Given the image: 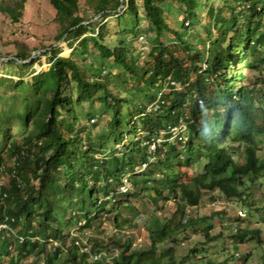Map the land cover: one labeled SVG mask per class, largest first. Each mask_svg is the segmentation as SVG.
Segmentation results:
<instances>
[{
  "label": "trees",
  "instance_id": "16d2710c",
  "mask_svg": "<svg viewBox=\"0 0 264 264\" xmlns=\"http://www.w3.org/2000/svg\"><path fill=\"white\" fill-rule=\"evenodd\" d=\"M25 2L1 0L0 12L16 24ZM49 2L59 26L54 39L66 40L71 52L45 50L49 65L36 71L32 49L14 41L6 55L13 58L3 64L15 66L10 72L19 78L0 77L2 95L17 92L0 97V264L30 255L56 264L68 224L89 229L112 214L119 226L120 209L129 224L140 202L157 206L170 197L177 200L172 215L150 217L147 251L127 253L128 241L114 240L113 257L102 240L85 252L75 239L68 255L72 264H164L161 256L172 264V247L157 256L156 243L195 222L187 215L204 192L244 201L242 178L252 182L264 172L257 147L264 139V0ZM82 2L92 16L81 14ZM139 10L151 33L145 50L91 20H130L122 32L136 37ZM127 181L131 187L122 190ZM249 234L259 230L231 238Z\"/></svg>",
  "mask_w": 264,
  "mask_h": 264
},
{
  "label": "rangeland",
  "instance_id": "374dc122",
  "mask_svg": "<svg viewBox=\"0 0 264 264\" xmlns=\"http://www.w3.org/2000/svg\"><path fill=\"white\" fill-rule=\"evenodd\" d=\"M25 1L22 17L16 24H12L8 16L0 12V77H9L13 83L19 77L16 73L10 71H14L16 67L9 63H3L13 58L12 56L6 57V55H12L15 52L14 41H23L32 49L30 58L35 59L33 69L36 71L46 70L49 65L48 57L42 54L45 50L60 49L59 54L62 56H67L71 52L66 40L54 39L59 26L53 20L55 11L49 0ZM136 2L141 3V0H136ZM208 3L216 5L218 0H209ZM80 11L81 14L86 12L89 16H92L88 2H82ZM116 11L121 13L119 9ZM141 14L142 12L139 10L135 28L139 29L140 33L136 37L130 32L127 34L122 32L123 28L130 27V20L123 23L121 19L117 20L116 15H110L102 19L99 14L94 15L91 20L96 22L97 28L104 24L106 30L111 34L118 33L125 38L126 43L145 50L151 41V38H149L151 33H146L143 30L146 20ZM168 21H170L173 28L179 26V22L174 17L168 19ZM184 24H187V20ZM141 35L147 38L145 41H148V44L146 42L144 44L139 39ZM14 59L16 58L14 57ZM245 74L247 75L246 83L250 84L249 77L253 72L247 70ZM30 77V74H25L23 79L28 81ZM20 92L23 95L24 89ZM2 93L9 99L17 92L12 93L9 90H2ZM3 95L0 92V97H3ZM114 147L119 149L117 154L121 153V146L115 145ZM152 147L153 145H151ZM257 147L259 157H264L263 138L257 142ZM142 168L138 167L136 172H140ZM251 179L249 177L242 178L244 185H247V189L244 191V201L227 199L217 190L210 193L204 192L200 204L190 209L187 215L195 222L173 234L172 238L157 242L155 254L157 256L161 255L170 245L173 249L172 264H205L207 262L212 264H264V172L260 173L252 182ZM125 187H131L129 181L126 182ZM175 201L177 200L171 197L165 201L159 199V205L157 206L148 201L146 203L140 202L138 204L139 216L136 218L135 216L138 214L131 215L130 218L134 220L129 224H123L122 222V218L127 216L123 209H120L122 210L121 214L117 217V223L122 224L119 226H116L112 220V214L101 217L104 221L102 225H99L96 219L89 229L81 227L82 221L68 224L64 230V241L61 244L62 254L56 264H72L68 251L75 250V239L85 245L81 248L85 252L97 240H102L108 244L102 250L112 251L110 254L113 257L117 255L114 240L122 244L128 241L127 253L147 251L150 244L147 233L150 217L155 216L160 222H164L172 215ZM251 228L258 229L259 235L249 234L243 240L231 238L235 232L249 231ZM108 236L113 237L112 240H108ZM57 244L58 242L53 243V245ZM160 258L164 264L169 263L167 257L161 256ZM112 259L108 258L103 262L110 264ZM21 264H43V258L30 255L23 259Z\"/></svg>",
  "mask_w": 264,
  "mask_h": 264
},
{
  "label": "built area",
  "instance_id": "2783aa9c",
  "mask_svg": "<svg viewBox=\"0 0 264 264\" xmlns=\"http://www.w3.org/2000/svg\"><path fill=\"white\" fill-rule=\"evenodd\" d=\"M139 39L142 40V42L145 44V42H146V41H145L146 38H145L144 36H142V35L139 36ZM121 189H122V190L126 189L125 184L121 187ZM240 212H241V211H240ZM100 256H101V254L98 253V254L94 255L93 258H94V259H99Z\"/></svg>",
  "mask_w": 264,
  "mask_h": 264
}]
</instances>
